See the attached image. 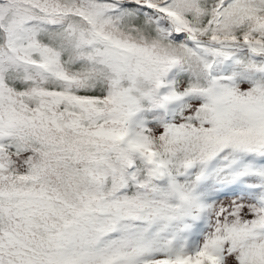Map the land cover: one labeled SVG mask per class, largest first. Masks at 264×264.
I'll use <instances>...</instances> for the list:
<instances>
[{"label": "snow or ice", "instance_id": "6c2138e0", "mask_svg": "<svg viewBox=\"0 0 264 264\" xmlns=\"http://www.w3.org/2000/svg\"><path fill=\"white\" fill-rule=\"evenodd\" d=\"M0 264H264V0H0Z\"/></svg>", "mask_w": 264, "mask_h": 264}]
</instances>
